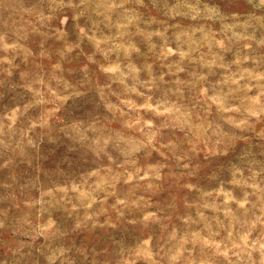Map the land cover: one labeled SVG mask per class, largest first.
I'll use <instances>...</instances> for the list:
<instances>
[{"label": "rangeland", "instance_id": "rangeland-1", "mask_svg": "<svg viewBox=\"0 0 264 264\" xmlns=\"http://www.w3.org/2000/svg\"><path fill=\"white\" fill-rule=\"evenodd\" d=\"M257 3L0 0V264H264Z\"/></svg>", "mask_w": 264, "mask_h": 264}, {"label": "clouds", "instance_id": "clouds-1", "mask_svg": "<svg viewBox=\"0 0 264 264\" xmlns=\"http://www.w3.org/2000/svg\"><path fill=\"white\" fill-rule=\"evenodd\" d=\"M63 0H61V3ZM72 0H69V3L71 4ZM90 0H80L81 4L89 3ZM247 3L252 4L253 0H247ZM258 13L264 14V0H258V3L254 5ZM75 94L68 92L63 94L60 97H57L55 94L50 98V103L52 105H56L59 108L62 109V113L60 115L63 116V119L60 118V115H58L55 111L51 113L53 116V122L55 127L60 128V126L63 124L65 126H69V121L71 119H76L77 117L74 115L76 111L75 104L69 105L67 102L68 100H71ZM146 108H149L151 110L152 116L149 121H146L144 126L148 129V133L151 134L154 131H157L161 128H163V125L161 124V121H166L169 116L173 113V111H179L178 108H176L175 104H170L167 100H161L155 102V107L153 108L151 105H145ZM152 120H155L156 123L153 124ZM45 126H47L46 122ZM9 128H11V125H9ZM4 125L3 121L0 120V134L3 133ZM169 131H172V129H168ZM61 131L63 129L61 128ZM4 140L0 139V144H3ZM29 143H31V140H29ZM68 151H76L75 147H69ZM175 259V257H172ZM160 264H167V252L164 253V256L160 258Z\"/></svg>", "mask_w": 264, "mask_h": 264}]
</instances>
